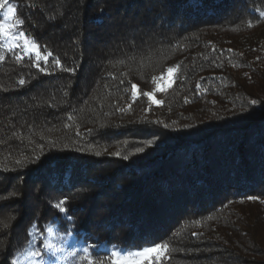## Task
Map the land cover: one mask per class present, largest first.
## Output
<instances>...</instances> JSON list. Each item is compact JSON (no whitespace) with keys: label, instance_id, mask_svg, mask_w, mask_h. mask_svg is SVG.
Wrapping results in <instances>:
<instances>
[{"label":"trees","instance_id":"1","mask_svg":"<svg viewBox=\"0 0 264 264\" xmlns=\"http://www.w3.org/2000/svg\"><path fill=\"white\" fill-rule=\"evenodd\" d=\"M6 3L52 55L0 61V264L49 223L168 244L156 264H264V0Z\"/></svg>","mask_w":264,"mask_h":264},{"label":"snow or ice","instance_id":"2","mask_svg":"<svg viewBox=\"0 0 264 264\" xmlns=\"http://www.w3.org/2000/svg\"><path fill=\"white\" fill-rule=\"evenodd\" d=\"M4 6V0H0V7ZM23 24V20L17 18L16 7L13 5L7 6V11L5 13V20L0 22V40L3 41V46L0 47V61L5 60V52L15 53V58L17 61L24 59L25 54L32 56L35 55V66L40 68V61H48V58L52 55L51 52L46 55H42L40 52V45H38L34 38H30L26 33L22 31H14ZM22 51H17L21 50ZM54 63L60 65V60L55 59ZM178 65L176 67H171L167 69V79L168 87H171L172 83L175 82V74L178 70ZM41 71H47L45 68H40ZM64 71L74 72L75 68H66ZM163 79V75L161 77ZM19 84H25L24 79L19 80ZM134 89L133 98L136 96L137 85H132ZM164 85H157V91H165ZM154 103L159 104L161 101L156 100L153 93H145ZM251 103L255 105L256 100H252ZM151 143V142H150ZM138 151H143V149H138ZM99 155V153H96ZM114 155L119 156L120 153H114ZM127 159L128 157H123ZM248 199L255 200L258 197H248ZM67 204V199L58 200L54 207L59 211V213H67L69 210L65 205ZM67 219L71 220L73 217L71 215L67 216ZM38 238L37 234L33 233V237L28 241V245L24 252V261L27 264H54V260L46 261L44 256V250L50 252H59V259L68 262V264H156L158 259H162L163 256L168 251V244H153V246H145L141 249H124L120 245L111 244L108 245H98L92 243H86L83 247H73L67 251L63 248H58L57 245L53 243V238H61L59 230L50 225L48 227V235L42 242V248L35 244L34 241ZM3 244H0V249H3ZM98 249H102L98 251ZM21 253H18V256ZM15 264H21L19 258L15 261Z\"/></svg>","mask_w":264,"mask_h":264},{"label":"rangeland","instance_id":"3","mask_svg":"<svg viewBox=\"0 0 264 264\" xmlns=\"http://www.w3.org/2000/svg\"><path fill=\"white\" fill-rule=\"evenodd\" d=\"M8 5H11V4L6 3V6H8ZM3 18L5 20V14H4ZM14 31H19V29H14ZM165 82L168 83V79H166ZM160 85H164V84H160ZM165 88H166V86H165ZM50 225H53V226L56 227V225H54L52 223L47 224V226H46V234L38 236V238L34 241V243L39 245L41 248H42V243L41 242L39 243L38 239H41L42 242H43V240L48 235V227ZM60 237L61 238H53V243L55 245H57L58 248H63L65 251H67V250H69V249H71L73 247H76V248L83 247L86 244L82 239L77 238L75 236H68V235H63V234L60 233ZM23 252L24 251H22L21 254H19V256H17V258H19V260L21 261V264H27V262L24 261V256L22 254ZM59 255H60L59 252H50L48 250H44L43 258L46 261L54 260V264H68V262L60 260L59 259ZM17 258H16V260H17Z\"/></svg>","mask_w":264,"mask_h":264}]
</instances>
